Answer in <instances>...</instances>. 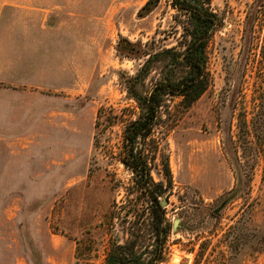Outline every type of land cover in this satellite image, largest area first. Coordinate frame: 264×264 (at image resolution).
<instances>
[{
    "label": "rangeland",
    "instance_id": "rangeland-1",
    "mask_svg": "<svg viewBox=\"0 0 264 264\" xmlns=\"http://www.w3.org/2000/svg\"><path fill=\"white\" fill-rule=\"evenodd\" d=\"M149 1L0 0V264H105L122 236L110 212L132 174L95 150V122L101 105L133 103L125 82L143 61L122 56L123 38L176 44L171 0L142 16ZM211 7L208 90L187 111L174 98L155 132L171 174L161 264H264V0Z\"/></svg>",
    "mask_w": 264,
    "mask_h": 264
},
{
    "label": "trees",
    "instance_id": "trees-1",
    "mask_svg": "<svg viewBox=\"0 0 264 264\" xmlns=\"http://www.w3.org/2000/svg\"><path fill=\"white\" fill-rule=\"evenodd\" d=\"M157 2L150 0L141 15H147ZM170 6L177 12L171 31L178 37L176 44L166 46L163 40L155 38L145 44L133 43L123 38L119 44L122 56L143 61L137 73L125 82L133 103L119 112L106 105L97 111L95 150L107 149L106 157L121 163L132 174L133 182L123 205H116L110 212V228H118L122 236H112L105 264H161L168 251L172 228L162 200L171 185V174L168 159L159 155L155 132L172 127L174 114L170 103L174 98L180 99L179 109L187 111L208 90V48L222 25L211 0H171ZM262 48L264 55V45ZM117 125L124 127L117 151L108 150L103 145L104 138ZM160 166L167 185L154 178V173H161ZM111 184L114 189L124 187L120 181L113 180Z\"/></svg>",
    "mask_w": 264,
    "mask_h": 264
},
{
    "label": "water",
    "instance_id": "water-1",
    "mask_svg": "<svg viewBox=\"0 0 264 264\" xmlns=\"http://www.w3.org/2000/svg\"><path fill=\"white\" fill-rule=\"evenodd\" d=\"M162 205H163V206H166V205H167V202L163 201V202H162ZM177 224H178V223L176 222L175 225H174V228H175V229H176V227H177Z\"/></svg>",
    "mask_w": 264,
    "mask_h": 264
}]
</instances>
